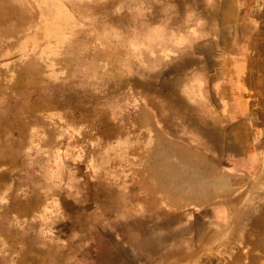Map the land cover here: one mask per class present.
I'll use <instances>...</instances> for the list:
<instances>
[{
  "label": "rangeland",
  "instance_id": "obj_1",
  "mask_svg": "<svg viewBox=\"0 0 264 264\" xmlns=\"http://www.w3.org/2000/svg\"><path fill=\"white\" fill-rule=\"evenodd\" d=\"M0 264H264V0H0Z\"/></svg>",
  "mask_w": 264,
  "mask_h": 264
},
{
  "label": "bare ground",
  "instance_id": "obj_2",
  "mask_svg": "<svg viewBox=\"0 0 264 264\" xmlns=\"http://www.w3.org/2000/svg\"><path fill=\"white\" fill-rule=\"evenodd\" d=\"M162 147L165 148V153L159 157L161 169L156 171V173L154 172V175L158 180L161 179L165 181L167 187H172L173 190L174 188L177 189L182 196L187 198L201 200L211 192L223 188V185H225L224 180L218 178L213 172H210L203 162L193 161L191 158H187L182 149H176V151H173L171 145L167 143H163ZM171 153L177 154L176 160H173ZM150 165L151 162L147 163L148 168L151 167ZM177 248V245H172V247H157L155 254L159 255L166 252L164 254L166 256L167 254H170V252L177 250Z\"/></svg>",
  "mask_w": 264,
  "mask_h": 264
},
{
  "label": "crops",
  "instance_id": "obj_3",
  "mask_svg": "<svg viewBox=\"0 0 264 264\" xmlns=\"http://www.w3.org/2000/svg\"><path fill=\"white\" fill-rule=\"evenodd\" d=\"M248 132H249V135H251V125L248 126Z\"/></svg>",
  "mask_w": 264,
  "mask_h": 264
}]
</instances>
